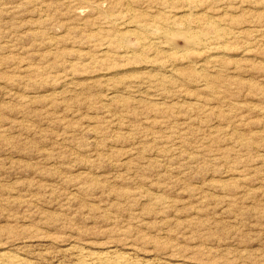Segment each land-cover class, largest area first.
<instances>
[{
	"label": "rangeland",
	"instance_id": "1",
	"mask_svg": "<svg viewBox=\"0 0 264 264\" xmlns=\"http://www.w3.org/2000/svg\"><path fill=\"white\" fill-rule=\"evenodd\" d=\"M113 250L264 264V0H0V255Z\"/></svg>",
	"mask_w": 264,
	"mask_h": 264
},
{
	"label": "bare ground",
	"instance_id": "2",
	"mask_svg": "<svg viewBox=\"0 0 264 264\" xmlns=\"http://www.w3.org/2000/svg\"><path fill=\"white\" fill-rule=\"evenodd\" d=\"M209 26L213 27L214 30L216 29L215 28L216 26H215L214 23L209 24ZM145 28H147V27H145ZM191 29L185 30L186 33H191V36H192L191 39H193V40L190 41V42H194L196 40L194 43L202 44L201 42L203 41V36H195L193 30H191ZM219 29L220 28H217L216 31L221 33L222 31H219ZM175 32H178V31H175ZM218 32H216L217 36H218V34H217ZM159 34H160L161 38L167 39L166 43H168L170 45V48L174 50L175 46H174V44H172L173 42L170 41V36H169L171 34L170 28L169 29H163ZM221 35H222V33H221ZM175 37H177V36L175 35ZM205 43H207V42H205ZM94 254H96V253H94ZM0 264H29V262L27 263V260L25 262V261H23L22 259H20L17 256H11V254L10 255H6V254H2L1 253V255H0ZM76 264H152V263H150V261H145V262L140 261V263H138L137 261L130 260L128 258V254H126L125 252H118V251L113 250V251H110V252L107 251V253L103 252L102 254H96V255H92L91 253L90 254H86V252L84 253V252L81 251L78 254V257H77V260H76Z\"/></svg>",
	"mask_w": 264,
	"mask_h": 264
}]
</instances>
